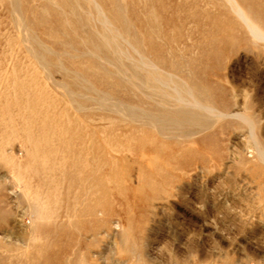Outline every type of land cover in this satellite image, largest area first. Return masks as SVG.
Returning a JSON list of instances; mask_svg holds the SVG:
<instances>
[{
    "label": "rangeland",
    "instance_id": "1",
    "mask_svg": "<svg viewBox=\"0 0 264 264\" xmlns=\"http://www.w3.org/2000/svg\"><path fill=\"white\" fill-rule=\"evenodd\" d=\"M152 1L0 0V125L10 111L18 126L0 137V264H32L42 244L33 264H264V0ZM137 108L158 123L138 127ZM67 121L120 150L99 153L93 197L54 156L12 171L32 151L24 131L40 159L73 137ZM34 175L56 191L49 225L24 199Z\"/></svg>",
    "mask_w": 264,
    "mask_h": 264
},
{
    "label": "bare ground",
    "instance_id": "2",
    "mask_svg": "<svg viewBox=\"0 0 264 264\" xmlns=\"http://www.w3.org/2000/svg\"><path fill=\"white\" fill-rule=\"evenodd\" d=\"M150 1V0H149ZM241 1V3L243 4V5H249L250 3H252V2H254V1H256V0H240ZM153 1L151 0V3H152ZM259 2H261V0L259 1ZM262 2H264V1H262ZM140 3V2H139ZM145 3V2H144ZM148 3V2H147ZM143 4V3H142ZM253 4V3H252ZM256 4H258L257 2H256ZM141 5V4H140ZM259 5H262V3L261 4H259ZM144 6H145V4H144ZM143 6V7H144ZM142 7V8H143ZM247 7H250V6H247ZM146 8H149V7H147V4H146ZM137 9H139V8H136V10ZM249 9V8H248ZM140 10H142V9H140ZM149 10V9H148ZM148 10H146V11H148ZM138 11V10H137ZM139 12V11H138ZM137 12V13H138ZM140 12H142V11H140ZM149 13V12H148ZM143 14H144V12H143ZM158 14V13H157ZM156 14V15H157ZM254 15H256V19L255 20H259V21H261V24L264 22V17H263V15H264V13H263V11L262 10H260V11H258V12H256L255 11V14ZM170 16V15H169ZM42 17V16H41ZM121 17V16H120ZM143 17V16H142ZM150 17V16H149ZM158 17H159V15H158ZM158 17H157V20H158ZM113 18V17H112ZM160 18H161V16H160ZM74 19V18H73ZM80 19V18H79ZM59 20H60V18H59ZM62 21H63V19H61ZM65 21V20H64ZM259 21H257V22H259ZM23 22V21H22ZM138 22V21H137ZM157 22H159V20L157 21ZM213 22V21H212ZM61 23V22H60ZM144 23H145V20H144ZM65 24H66V21H65ZM216 24V23H215ZM256 24V23H255ZM60 25H62V24H60ZM143 25V24H142ZM264 25V24H263ZM146 26V25H145ZM143 27H144V25H143ZM147 30V29H146ZM148 32V31H147ZM146 32V33H147ZM143 33H145L144 31H143ZM145 35V34H144ZM155 37V36H154ZM152 38V37H151ZM36 38H34V40H35ZM37 40V39H36ZM35 40V41H36ZM70 42V41H69ZM67 44H70V43H67ZM35 46H37L36 44H35ZM71 46H73V44L71 45ZM75 46H76V44H75ZM99 46V45H98ZM34 48V47H33ZM73 48H75V47H73ZM42 49V48H41ZM71 50V49H70ZM103 50V49H102ZM139 50H141V49H139ZM139 50H138V52H139ZM106 51V50H105ZM35 52V51H34ZM40 52H41V50H40ZM95 52H97V51H95ZM104 52V51H103ZM102 52V53H103ZM107 52V51H106ZM40 54V53H39ZM100 55H102V54H100ZM105 55L106 56H104V57H107L108 56V54H106L105 53ZM75 57V56H74ZM140 57H143L142 55L140 56ZM84 58H86V57H84ZM108 58V57H107ZM149 63V62H148ZM86 64V63H85ZM146 64V63H145ZM43 65H44V63H43ZM56 65H57V63H56ZM55 65V66H56ZM95 65V64H94ZM45 66V65H44ZM90 66H92V65H90ZM169 66V65H168ZM95 67V66H94ZM96 68V67H95ZM137 68V67H136ZM66 70H68V69H66ZM136 70V69H135ZM70 72H72V71H70ZM74 72V71H73ZM75 73H77V72H75ZM141 76V75H140ZM140 76H139V73H138V79L140 80ZM76 77H77V75H76ZM74 78V77H73ZM78 79H79V76H78ZM89 79V78H88ZM144 79H145V76H144ZM75 80V79H74ZM83 81V80H82ZM85 81V80H84ZM141 82V81H140ZM146 83L147 84H149V85H153L152 83L153 82H151V80L149 79V80H147L146 79ZM81 86V85H80ZM79 86V87H80ZM5 89H7V88H5ZM21 89V91L18 89L17 91H19V92H23L22 91V87L20 88ZM9 90V89H8ZM6 92H8V91H6ZM6 92L5 93H3V94H6ZM26 92V91H25ZM10 94V93H9ZM9 94L7 93L6 95H8V97H11V96H9ZM25 94H27V93H25ZM35 94V93H34ZM11 95V94H10ZM22 95V94H21ZM24 95V94H23ZM36 95V94H35ZM33 96V95H31L30 97H34V99H36L37 97L36 96ZM16 96V95H15ZM0 97H1V94H0ZM5 97V96H4ZM16 98H17V96H16ZM71 98V97H70ZM8 99L10 100V98H7L6 100L8 101ZM12 99H14V97L13 98H11V102H12ZM31 99V98H30ZM33 99V98H32ZM4 100H5V98H4ZM3 100V101H4ZM16 99H14V101H15ZM18 102H20V99L18 98ZM23 100V99H22ZM6 101H4V103H5ZM18 102H16V104L18 103ZM146 102V101H145ZM1 103V102H0ZM3 103V104H4ZM6 103H8V102H6ZM21 103H24V101L23 102H21ZM20 103V104H21ZM2 104V103H1ZM20 104H19V106H20ZM24 104H26V103H24ZM24 104H22L23 106H24ZM139 104H143V102H141L140 100H139ZM147 104V103H146ZM147 105H150V104H147ZM22 106V107H23ZM8 107H9V103H8ZM11 107H13V106H11ZM11 107H9V108H11ZM21 107V106H20ZM22 107H21V109H20V111L22 110ZM25 107V106H24ZM127 107V106H126ZM129 108L130 107H128L127 109H128V112H129ZM134 108V107H133ZM138 109V112L136 113V114H132V116L134 117V119L136 120V121H138V127H142V126H152V127H154L153 125H155V124H157L158 123V121L154 118L153 120H154V122L153 123H147L146 121H144L143 120V117H146V113L147 112H149V111H147V110H145L144 111V109L142 110L141 108H137ZM13 110V109H12ZM18 110V109H17ZM8 111V110H7ZM7 111H6V113H7ZM20 111H16V112H20ZM64 111V110H63ZM22 112H24V110L22 111ZM22 112H20V113H22ZM12 113V112H11ZM160 113V112H159ZM26 114V113H25ZM17 115V114H16ZM24 115V114H23ZM22 115V116H23ZM2 117V116H1ZM54 117H56L55 116V114H54ZM151 117V116H150ZM149 117V118H150ZM8 122L7 123H4L5 124V127H3L2 126V124L0 125V126H2L3 128H5L4 129V131H2L1 130V133H2V136L0 135V137H3L4 135H5V137H6V134L9 132V134L8 135H10V136H12L14 133H16L17 134V129H18V126L16 125V121H15V119L14 118H12V116L10 115V111H9V115H8ZM23 117H21V115H20V118L19 119H22ZM132 118V117H131ZM149 118H147V119H149ZM1 119V118H0ZM3 120L2 121H0V122H4V116H3V118H2ZM14 119V120H13ZM17 119V118H16ZM56 119V118H55ZM134 120V121H135ZM147 121H149V120H147ZM5 122H6V120H5ZM44 122H49V121H46V120H44ZM55 123L54 124H56L57 122H58V124H60V125H63V123H60L58 120L56 121H54ZM149 122H152V121H149ZM163 123H165V122H163ZM51 124V123H50ZM67 126L64 128V130H61V131H63V132H61V134H65L64 136H66V134L68 133V132H72V134H73V137H68V138H66V139H61L60 141H59V139L61 138H59L58 139V144L57 145H55V146H47V147H45L44 149L42 148V158H37V159H35L36 157H35V153H37V144H35V143H33L32 141H31V131H24V133H25V137L28 139V141L29 142H31L30 144L32 145L31 147H32V151L31 152H29L28 154H27V152H26V160H25V162H24V165L22 164L21 165V163H19L18 164V166L15 168V170H12L13 168H11V170L13 171V173H15V175H16V173H18V174H20L21 176L24 174L25 175V173H27L26 172V168H28V166H34V167H36V169H38V168H41V169H43V168H46V167H48V166H46L45 167V165H46V156H54V157H56V159L58 160H60V162L58 163L59 164V166L61 167V168H67V169H70L71 170V172L70 173H68V175L69 176H67V175H65V174H60L59 176H58V179H60V181H64L66 178H68V179H70L72 182H75L76 183V185L78 186V187H81V189H83V191H84V189H85V192H86V190L88 189V192L89 193H91L90 195L92 196V192H91V190L93 189V187H96V186H100L101 185V183H106V181L103 179L104 178V174H101L102 172H101V169L106 165V161L104 160V158H102V157H99V156H101V155H99V153H102V154H105V153H107L108 151H111V150H113V151H120L118 148H110L109 147V140L106 138H102V136H100L101 138H98L97 136L96 137H94V135L92 134L93 133V130H91V132L92 133H89V135H82V133L80 134V132L82 131H85L86 129H84L83 127H85V125L83 126V127H80L81 125H76L73 121H67ZM6 125H8V127L6 126ZM87 127H88V125H87ZM20 128V127H19ZM95 128V127H94ZM98 128V127H97ZM84 129V130H83ZM88 129H92V128H88ZM87 129V130H88ZM21 130H22V128H21ZM21 130L19 129V133L21 134ZM40 130V129H39ZM98 130V129H97ZM40 132H42L43 133V135H45L46 134V132L47 131H44V129H43V131H40ZM100 132H102L101 130H100ZM19 133H18V135H19ZM56 137L57 136H61L60 135V131L59 132H57L56 131ZM87 133V132H86ZM95 133V132H94ZM23 134V133H22ZM69 136V135H68ZM63 137V136H62ZM7 139V138H6ZM8 139H10L9 137H8ZM3 140V139H2ZM2 140H0V141H2ZM57 140V139H56ZM55 141V140H54ZM3 142V141H2ZM2 142H0V152H1V146H3L2 144ZM5 143H6V141H4ZM10 142V141H9ZM7 143H8V140H7ZM30 148V147H29ZM41 149V148H40ZM30 150V149H29ZM40 152H41V150H40ZM102 156H104V155H102ZM8 158V157H7ZM119 158V157H118ZM11 159V158H10ZM13 159V158H12ZM14 160V159H13ZM141 161V160H140ZM18 162V161H17ZM16 165V164H15ZM20 165H21V167H20ZM12 167V166H11ZM39 171V170H38ZM31 172V171H30ZM40 172V171H39ZM33 173V172H32ZM45 173V172H44ZM17 174V175H18ZM29 174V173H28ZM28 174H26V176L25 177H27V179H28ZM33 174H36V173H33ZM56 174V173H55ZM67 174V173H66ZM101 174V175H100ZM30 175L32 176V174L30 173ZM45 175V174H44ZM55 176H57V175H55ZM20 177V176H19ZM34 178L36 177L35 175L33 176ZM51 177V176H50ZM66 177V178H65ZM21 178H23L24 179V177L22 176V177H20V179ZM42 178V177H41ZM29 179H32V178H30V176H29ZM28 179V180H29ZM36 179H37V177H36ZM47 179V178H46ZM27 180V181H28ZM33 180V179H32ZM38 180V179H37ZM44 181H45V179H43ZM49 180H50V178H48V182H49ZM26 181V182H27ZM33 181H35V180H33ZM33 181H31V182H33ZM59 181V180H58ZM70 181V182H71ZM30 182V183H31ZM36 182V181H35ZM47 182V181H46ZM53 182H55V181H53ZM57 182V181H56ZM21 183V182H20ZM28 184H30L29 182H27ZM34 183V182H33ZM65 183V182H64ZM68 183V185H69V182H67ZM27 184V185H28ZM37 184V185H36ZM47 184V183H46ZM45 184V185H46ZM66 184V183H65ZM71 184V183H70ZM95 184H97V185H95ZM26 184H25V186H23L24 188H23V194H24V199H25V197H26V199H27V201H28V204H29V206L28 207H30V211H31V216H32V219L33 220H37V219H40L41 218V220L43 219V218H45V219H47L46 220V224H48L49 225V220H51L50 218L51 217H54L55 218V214H54V212H53V214H52V211L54 210H51V205H49L50 204V201H52L51 199H53L55 196H54V194H56V191H55V193H54V191H51V192H44L43 191V189H41L40 188V186L41 185H43V183L42 182H40V180H38V182L37 183H35L34 185H35V188H33L32 189V187L31 186H27ZM49 185V184H48ZM48 185H46L45 187H47ZM95 185V186H94ZM53 186V185H52ZM70 186V185H69ZM31 187V188H30ZM42 187V186H41ZM44 187V188H45ZM57 187H59V186H57ZM43 188V187H42ZM69 188V187H68ZM74 188H76L75 186H74ZM100 188H102V187H100ZM46 189V188H45ZM50 189V188H49ZM68 190V189H67ZM74 191V190H73ZM72 191V192H73ZM77 190L75 189V192H76ZM103 191H104V189H103ZM103 191H101V192H103ZM59 192V191H58ZM71 192V193H72ZM82 194H80L79 193V195H74V193H73V197H74V200H81L82 198H83V196H84V199H86V198H88L89 199V193L87 194V197H85L86 196V194H84V192H82V191H80ZM46 193V194H45ZM62 193H64L63 191H62ZM65 194H66V192H65ZM65 194H63L64 196H66ZM84 194V195H83ZM70 195V194H69ZM68 195V196H69ZM72 196V195H71ZM57 197V196H56ZM72 197V198H73ZM93 197V196H92ZM101 197V196H100ZM59 198H61V197H59ZM67 198V197H66ZM70 198L71 197H69L68 199L70 200ZM95 198V197H94ZM65 198L63 197V200H64ZM62 200V199H61ZM73 200V199H72ZM56 201V203H57V200H55ZM85 201V200H84ZM101 201V200H100ZM54 202V201H53ZM63 202V201H62ZM65 202V201H64ZM55 203V202H54ZM59 203V202H58ZM70 204H71V202H69ZM28 204H26V205H28ZM52 204V203H51ZM61 204V203H60ZM67 204V203H66ZM70 204H68V205H70ZM56 205H58V204H56ZM56 205H54V207H56ZM63 206V205H62ZM61 206V207H62ZM73 206V205H72ZM60 207V206H59ZM66 207V206H65ZM92 207V206H91ZM63 209H64V207H62ZM13 209V208H12ZM67 208H65V210H66ZM91 209H93V210H95V206H94V208H91ZM91 209H88L89 211L91 210ZM56 210V209H55ZM62 209H60V211H61ZM70 212H68L71 216H72V212H73V208L70 206ZM87 210V212L89 213V211ZM28 211V210H27ZM57 211V210H56ZM60 211H59V213H60ZM81 211V210H80ZM85 211H86V209H85ZM92 211V210H91ZM58 212V211H57ZM57 212H56V216H57ZM63 212H64V210H63ZM6 213V212H5ZM62 213V212H61ZM1 214V213H0ZM65 214V213H64ZM2 215V214H1ZM3 217H5L6 215L3 213ZM53 215V216H52ZM49 216H51L50 218H49ZM65 216H68V214L67 215H65ZM58 217H59V214H58ZM1 218V217H0ZM54 218H52V219H54ZM67 218V217H66ZM59 219V218H58ZM1 220V219H0ZM3 220H5V219H3ZM57 221V220H56ZM55 221V222H56ZM1 223H2V220L0 221ZM41 222V221H40ZM42 222H43V220H42ZM52 223V222H51ZM59 223H61V222H59ZM3 224V223H2ZM42 224V223H41ZM54 224V223H53ZM55 225V224H54ZM54 225H53V228H54ZM42 226H44V224H42ZM59 226V225H58ZM61 226V225H60ZM64 226V224L62 225V227ZM41 227V226H40ZM46 227H48V226H46ZM52 227V226H51ZM45 228V227H44ZM41 229V228H40ZM42 229H43V227H42ZM48 229V228H47ZM51 229V228H50ZM42 231V230H41ZM50 231V230H49ZM53 231L54 230H51L50 232L51 233H53ZM47 233H49L48 231H46ZM43 233V234H42ZM42 233H41V235H43V236H37V237H35V238H42L43 239V237L45 238L43 241L45 242V240H46V238L48 237V235L49 234H47V235H44L45 234V231L43 232L42 231ZM50 236V235H49ZM31 238H34V236L33 237H31ZM30 238V239H31ZM30 239H29V241H30ZM48 239V238H47ZM32 240L33 239H31V243H32ZM39 240H41V239H39ZM43 241H40V242H42V243H44ZM50 241V240H49ZM51 242H52V240H51ZM9 243V242H8ZM31 243L29 244L30 246L29 247H31ZM11 244V243H10ZM49 244H50V242H49ZM13 244H11V245H9V246H12ZM7 247V248H4V250L3 251H9V250H13V249H15V248H13V247ZM49 246V245H48ZM15 247H16V245H15ZM29 247H27V248H29ZM35 247V252H34V254L31 256L32 258V264L35 262V261H38L39 260V258L37 257V256H39L43 251H44V247H45V245H38V246H32L30 249L31 250H33L32 248H34ZM17 250H18V248H16ZM20 250H21V248H19ZM24 251V253L26 254V255H28L29 256V254L27 253V251H26V248L25 249H23ZM34 251V250H33ZM18 253H19V251H17ZM29 252V251H28ZM8 253V252H7ZM17 253V254H18ZM22 253V252H21ZM30 253H32V251L30 252ZM45 253V252H44ZM1 254V253H0ZM16 254V253H15ZM47 255H48V253H46ZM52 254V253H51ZM50 254V255H51ZM3 255V254H2ZM2 255L0 256V258L2 257ZM20 255H22V254H20ZM25 255V256H26ZM54 255V254H53ZM4 256V255H3ZM28 256H26L25 258L26 259H29V258H27ZM52 256V255H51ZM6 256H4V258H5ZM10 257H8V259H9ZM46 258H47V256H46ZM51 258V257H50ZM58 258H59V256L57 257L56 256V258L54 259V261H52V262H54L53 264H55L56 263V261L58 260ZM7 259V258H6ZM1 260V259H0ZM5 260V259H4ZM6 261H8V260H6ZM5 261V262H6ZM26 261H28V260H25L24 262H26ZM31 261V260H30ZM29 261V262H30ZM45 262H46V260H44ZM0 262H2V261H0ZM51 262V261H50ZM49 262V263H50ZM3 263V262H2ZM6 263H8V262H6ZM31 263V262H30ZM37 263V262H36ZM35 263V264H36ZM39 263V262H38ZM10 264V263H9ZM27 264V263H26Z\"/></svg>",
    "mask_w": 264,
    "mask_h": 264
},
{
    "label": "clouds",
    "instance_id": "3",
    "mask_svg": "<svg viewBox=\"0 0 264 264\" xmlns=\"http://www.w3.org/2000/svg\"><path fill=\"white\" fill-rule=\"evenodd\" d=\"M257 27L259 28L260 26H259V25H257Z\"/></svg>",
    "mask_w": 264,
    "mask_h": 264
}]
</instances>
